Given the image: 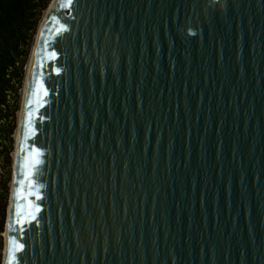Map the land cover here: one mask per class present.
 Segmentation results:
<instances>
[{
    "label": "water",
    "instance_id": "water-1",
    "mask_svg": "<svg viewBox=\"0 0 264 264\" xmlns=\"http://www.w3.org/2000/svg\"><path fill=\"white\" fill-rule=\"evenodd\" d=\"M8 264H264V0H59Z\"/></svg>",
    "mask_w": 264,
    "mask_h": 264
},
{
    "label": "trees",
    "instance_id": "trees-1",
    "mask_svg": "<svg viewBox=\"0 0 264 264\" xmlns=\"http://www.w3.org/2000/svg\"><path fill=\"white\" fill-rule=\"evenodd\" d=\"M51 0H0V164L11 167L25 66ZM7 204L0 203V251Z\"/></svg>",
    "mask_w": 264,
    "mask_h": 264
},
{
    "label": "bare ground",
    "instance_id": "bare-ground-1",
    "mask_svg": "<svg viewBox=\"0 0 264 264\" xmlns=\"http://www.w3.org/2000/svg\"><path fill=\"white\" fill-rule=\"evenodd\" d=\"M59 0H51L48 9L45 11L44 17L39 25L36 37H35V43L32 48L27 76L25 79V87H24V94L22 98V105L19 112V120H18V127L16 130V150H15V162H14V169H13V179H12V185H11V196L9 200V206L7 210V222H6V229L3 232V236L5 239V248H4V257H3V264L9 263V252H10V242H11V232H12V222H13V212H14V202H15V192H16V182H17V172H18V164H19V155H20V146H21V137H22V129H23V120H24V111H25V103L29 88V83L31 79L34 59L36 55V51L38 48L39 40L41 37V33L43 30V26L55 6Z\"/></svg>",
    "mask_w": 264,
    "mask_h": 264
},
{
    "label": "rangeland",
    "instance_id": "rangeland-1",
    "mask_svg": "<svg viewBox=\"0 0 264 264\" xmlns=\"http://www.w3.org/2000/svg\"><path fill=\"white\" fill-rule=\"evenodd\" d=\"M30 56H31V54H30ZM30 56H29V60L26 63V66H25V78H24V81H23L22 88L20 89L21 100H20L19 110L16 112L17 124H16L15 130H14L12 136H11L12 139L14 140V147H13V151L11 152V156H10L11 157V167L10 168H7V167L4 168L3 165L0 164V203H4V201L6 200L7 210H8L9 200H10V196H11V185H12L13 169H14V162H15L16 130H17V127H18L19 112H20L21 105H22V98H23L24 87H25V79H26V76H27ZM0 161L3 162V159L1 158ZM7 210H6L4 231L6 229ZM2 237H3V244L1 246L2 249L0 251V264H3L4 248H5V239H4L3 235H2Z\"/></svg>",
    "mask_w": 264,
    "mask_h": 264
},
{
    "label": "snow or ice",
    "instance_id": "snow-or-ice-1",
    "mask_svg": "<svg viewBox=\"0 0 264 264\" xmlns=\"http://www.w3.org/2000/svg\"><path fill=\"white\" fill-rule=\"evenodd\" d=\"M21 183L23 182V181H20ZM18 249H19V246H18Z\"/></svg>",
    "mask_w": 264,
    "mask_h": 264
}]
</instances>
